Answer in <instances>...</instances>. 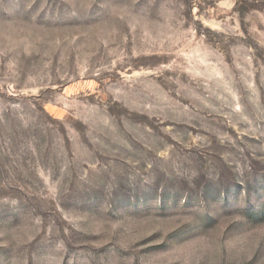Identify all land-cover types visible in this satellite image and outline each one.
I'll list each match as a JSON object with an SVG mask.
<instances>
[{"label":"rangeland","instance_id":"rangeland-1","mask_svg":"<svg viewBox=\"0 0 264 264\" xmlns=\"http://www.w3.org/2000/svg\"><path fill=\"white\" fill-rule=\"evenodd\" d=\"M0 264H264V0H0Z\"/></svg>","mask_w":264,"mask_h":264}]
</instances>
